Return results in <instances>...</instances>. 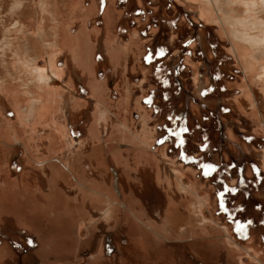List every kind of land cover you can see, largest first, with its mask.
<instances>
[{"label": "rangeland", "instance_id": "1", "mask_svg": "<svg viewBox=\"0 0 264 264\" xmlns=\"http://www.w3.org/2000/svg\"><path fill=\"white\" fill-rule=\"evenodd\" d=\"M263 1L0 0V264H196L216 179L263 199Z\"/></svg>", "mask_w": 264, "mask_h": 264}, {"label": "crops", "instance_id": "2", "mask_svg": "<svg viewBox=\"0 0 264 264\" xmlns=\"http://www.w3.org/2000/svg\"><path fill=\"white\" fill-rule=\"evenodd\" d=\"M253 172L264 175L259 168ZM230 178L226 177V184L232 183ZM218 179L215 181L219 184L214 185L217 190L214 204L218 205L214 218L218 217L216 223L226 229L198 227L197 244L204 253L198 250L196 264H264V196L258 197L256 187H251L243 196L233 197L234 184L221 185V177ZM260 187L259 192L264 194L263 176ZM223 191H230V195L222 196ZM150 263L157 264L149 260Z\"/></svg>", "mask_w": 264, "mask_h": 264}, {"label": "bare ground", "instance_id": "3", "mask_svg": "<svg viewBox=\"0 0 264 264\" xmlns=\"http://www.w3.org/2000/svg\"><path fill=\"white\" fill-rule=\"evenodd\" d=\"M255 4L256 3L254 1H250L249 6L255 5ZM249 6H246V7L249 8ZM245 12H247V10H245ZM225 16H226L227 22H229V24L231 25V28H232L231 32H232V36L234 39L239 40V41H247V42L252 43L254 45H258L259 43L262 44V42L257 41L255 38H250L248 36V33H247L248 29H251L256 25L255 22H250V20H253V18H249V20L231 19L229 17V13L227 11H225ZM223 23H225V22H223ZM257 26H261V24H259V22H257ZM261 28H263V26H261ZM34 70H35V68H34ZM53 70H55V69H53ZM55 72L52 71L50 68H45L43 71H37L36 80L42 84H49L50 82L56 80L57 70ZM206 200H207V198H200L197 202L192 204L191 208L195 211H196V209L200 210V212L202 213V209H203V206H205ZM104 215H105V213H104Z\"/></svg>", "mask_w": 264, "mask_h": 264}]
</instances>
